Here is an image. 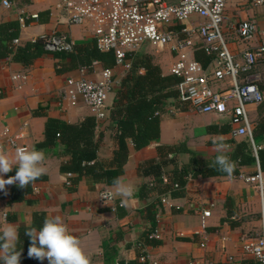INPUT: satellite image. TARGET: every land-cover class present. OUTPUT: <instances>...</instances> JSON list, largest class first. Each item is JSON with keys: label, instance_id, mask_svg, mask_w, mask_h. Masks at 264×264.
<instances>
[{"label": "crops", "instance_id": "0c3cea01", "mask_svg": "<svg viewBox=\"0 0 264 264\" xmlns=\"http://www.w3.org/2000/svg\"><path fill=\"white\" fill-rule=\"evenodd\" d=\"M3 1L0 0V25L11 22L20 25L18 47L42 40L51 33L67 37L76 46L94 42L91 26L68 24L64 15L57 10L58 0H9L13 2L11 8L5 7ZM32 14L40 15L38 22L27 18ZM245 19H255L259 31L264 32V6L232 4L228 8L225 25L228 27ZM226 36L236 53L259 44L258 38L249 42L240 41L228 29ZM150 50L153 49H147L145 53ZM168 55L164 59L170 63L169 66L159 65L167 75L174 62L170 51ZM63 62L59 53L51 51H45L28 66L13 60L12 56L0 60V143L8 134L15 133L27 123L21 143L29 150H38L35 147L44 140L48 117L70 124H79L87 117H93L82 101L76 106L70 104L65 97L66 80L82 76L100 79L103 65L100 63L93 68L59 72ZM115 70L117 79L121 80L125 72L120 67ZM251 75L261 78L260 84L264 89V59L254 67ZM118 89L119 85H116L108 95L109 112L115 104ZM260 107L261 104L248 107L253 124L260 120ZM230 117L229 114H199L179 105L176 100L170 102L161 116L160 139L141 150L129 144V158L121 176L133 187V197L130 199L116 195L110 186L93 183L84 177L74 190H70L71 185L67 182L71 175L61 171V166L69 163L70 155L61 147L42 150L45 158L40 166L44 169L42 175L47 177L46 180L36 182L33 192L20 203H11V185L0 191V228L13 224L19 232L22 227H30L38 213H45L49 218L60 216L70 234L81 241L89 264L142 263L138 249L144 241L145 230L151 224L140 214L144 206L137 195L144 181L139 173L140 165L157 158L160 146L184 144L189 150L202 155L232 150L234 142L247 138L232 137ZM99 125V158L110 161L116 148L115 126L108 121ZM256 145L264 149V138ZM218 146H224L223 152H218ZM0 153H6L10 159L15 157V151L11 149L3 148ZM186 162L188 155L177 156V167ZM177 167L170 165L166 172L171 174ZM257 171L258 165L255 164L243 167L240 174L250 177L256 175ZM8 178L7 173L4 179ZM104 191H112L115 201L101 202L99 196ZM185 192L178 199H172L168 193L149 194L147 202L156 203L160 199L163 205L157 210L156 228L161 243L146 248L147 261L153 264H232V258L237 264H259L243 253L239 240L242 234L259 236L262 232V200L254 183L228 176L198 178L188 182ZM205 211L211 213L209 217H204ZM32 264H48V260L41 262L35 259Z\"/></svg>", "mask_w": 264, "mask_h": 264}, {"label": "built area", "instance_id": "2783aa9c", "mask_svg": "<svg viewBox=\"0 0 264 264\" xmlns=\"http://www.w3.org/2000/svg\"><path fill=\"white\" fill-rule=\"evenodd\" d=\"M232 4L258 7L264 6V0H58L57 10L70 25L89 24L98 50L113 53L116 68L120 67L125 73L131 69L132 57L144 53L147 47L158 51L168 49L174 58L169 75L179 79L176 102L199 114H229L232 137L249 139L257 157L263 148L254 142L255 124L249 118L248 107L264 102L261 78L251 75L254 67L264 59V32L259 31L255 19L229 24L228 30L240 41L259 39L256 47L236 53L227 39L225 25ZM3 5L11 8L13 2L4 0ZM27 18L33 22L40 19L38 14ZM42 40L44 49L55 54L72 53L76 47L72 40L58 33L46 35ZM13 44L17 46L19 39ZM198 51L209 58L207 65L197 60ZM99 64L94 61L88 68ZM120 81L115 69L106 68H103L100 79L69 77L65 97L72 106L82 101L101 123L108 117V95ZM26 129L27 123H24L15 133L8 134L0 143V150L7 148L16 152L20 147L29 150L21 143ZM238 178L254 183L262 200L261 235L242 234L239 239L242 251L264 264L263 172L258 165L256 175H231L230 179ZM167 182L164 178V183ZM67 184L70 186V181ZM150 186L153 187L154 183ZM106 192L100 194V201L114 202V194L110 199L102 198ZM210 214L209 211L203 213L204 217ZM150 238L159 240L160 233L156 230ZM142 260L145 264H153L147 261V255ZM230 261L237 264L232 258Z\"/></svg>", "mask_w": 264, "mask_h": 264}, {"label": "trees", "instance_id": "16d2710c", "mask_svg": "<svg viewBox=\"0 0 264 264\" xmlns=\"http://www.w3.org/2000/svg\"><path fill=\"white\" fill-rule=\"evenodd\" d=\"M19 33L20 25L17 22L0 25V60L12 56L13 60L28 66L46 50L41 39L23 47L15 46L13 41L19 38ZM60 56L64 62L59 72L88 68L94 61H98L106 69H115L117 65L114 54L99 51L94 42L77 45L74 52L60 54ZM196 58L203 65L209 63V58L200 51L196 52ZM178 82V78L163 74L161 67L153 62L151 56L139 53L132 57L131 69L121 79L115 104L111 107L106 119L115 126L116 148L110 161L99 158L101 139L97 129L100 125L95 117H87L79 124H70L48 117L44 140L37 143L35 148L45 151L61 147L66 154L70 155L69 163L61 166L63 173L71 175L70 190H74L83 177L93 183L111 186L113 180L124 173V167L129 158L130 143L136 150H141L160 139L161 116L165 113L167 105L176 100ZM260 88L264 90L261 84ZM260 108L261 117L253 130L255 144L264 138V102ZM233 146L230 151L213 155H202L191 151L184 144L160 146L157 158L147 160L140 165L139 173L144 179L137 194L144 205L140 214L151 224V227L144 232V241L140 243L141 246L138 249L139 259L146 256L147 247H155L161 243L158 239L150 238V235L156 231L157 210L163 204L160 199L156 203L147 202L150 193L157 192L160 195L168 193L172 199H178L185 195L186 186L190 180L227 177L228 174L220 171L214 163L219 154L226 155L232 163L231 175H238L243 167L255 164H258L264 172V149H260L256 157L249 139L234 142ZM180 154L188 155V162L177 167V156ZM170 165H175L177 168L168 174L166 169ZM15 172L16 169L13 168L8 173V177L14 176ZM46 178L45 175H40L24 188H20L16 183L12 184L11 203L23 202L26 196L33 192L34 184ZM164 178H167V183H164ZM151 183H154L153 187L150 186ZM176 184L178 187H175ZM46 217L48 216L45 213H38L34 216L30 227L19 229L16 248L18 251L22 250L20 264H32L35 260L27 255L30 241L25 235V229L35 227L39 230ZM135 264L145 263L142 261Z\"/></svg>", "mask_w": 264, "mask_h": 264}, {"label": "clouds", "instance_id": "9594fccd", "mask_svg": "<svg viewBox=\"0 0 264 264\" xmlns=\"http://www.w3.org/2000/svg\"><path fill=\"white\" fill-rule=\"evenodd\" d=\"M223 147L218 146V152H223ZM44 158L42 150L23 147L16 149L13 159L6 153H0V191L16 182L20 188H24L38 178L44 172L40 166ZM214 163L231 178L233 165L226 155H217ZM13 168L16 169L15 175L4 179V175ZM110 187L116 195L129 199L133 197L132 185L122 176L115 178ZM112 195L113 192L108 191L102 198L110 199ZM24 232L30 241L27 250L29 258L41 262L47 259L48 264H89V257L84 253L81 241L70 234L60 216L46 217L39 230L32 227L26 228ZM18 240L19 232L15 225L7 224L0 228V264H20L22 250L18 251L16 248Z\"/></svg>", "mask_w": 264, "mask_h": 264}, {"label": "rangeland", "instance_id": "374dc122", "mask_svg": "<svg viewBox=\"0 0 264 264\" xmlns=\"http://www.w3.org/2000/svg\"><path fill=\"white\" fill-rule=\"evenodd\" d=\"M231 14H232V12H231ZM229 17H230V14H229ZM232 17V16H231ZM227 29H228V27H227ZM147 49H152V48H150V47H147ZM144 53L146 52V50H144L143 51ZM154 53H157V55H155ZM145 54H147V55H149V56H151L152 58H153V62L155 63V64H158V65H161V66H163V67H166L167 65L169 66V64L170 63H166V61H165V57H169V50L168 49H165V50H163V51H158V50H150V51H148L147 53H145ZM159 55H161V56H159ZM163 60V61H162ZM158 61H160L161 63H159ZM160 66V67H161ZM167 66V67H168ZM162 71H163V69H162ZM165 71H166V68H165ZM163 74H164V71H163ZM165 75H167V74H165ZM250 118H251V115H250ZM261 140V139H260ZM259 140V141H260ZM258 141V142H259ZM253 236V235H252ZM253 237H256L255 235L253 236Z\"/></svg>", "mask_w": 264, "mask_h": 264}]
</instances>
